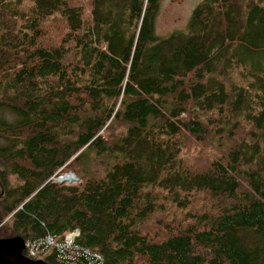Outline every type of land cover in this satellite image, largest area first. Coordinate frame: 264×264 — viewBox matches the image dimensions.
<instances>
[{"label": "trees", "instance_id": "16d2710c", "mask_svg": "<svg viewBox=\"0 0 264 264\" xmlns=\"http://www.w3.org/2000/svg\"><path fill=\"white\" fill-rule=\"evenodd\" d=\"M159 4L0 0V237L78 230L51 264H264V0L166 36Z\"/></svg>", "mask_w": 264, "mask_h": 264}, {"label": "rangeland", "instance_id": "374dc122", "mask_svg": "<svg viewBox=\"0 0 264 264\" xmlns=\"http://www.w3.org/2000/svg\"><path fill=\"white\" fill-rule=\"evenodd\" d=\"M202 1L203 0H160L159 11L155 20L156 33L160 36H166L174 31H186L192 12ZM66 174L69 173H63L60 176ZM75 181H80L78 176ZM69 245H72V243Z\"/></svg>", "mask_w": 264, "mask_h": 264}, {"label": "built area", "instance_id": "2783aa9c", "mask_svg": "<svg viewBox=\"0 0 264 264\" xmlns=\"http://www.w3.org/2000/svg\"><path fill=\"white\" fill-rule=\"evenodd\" d=\"M55 180L58 182H67L68 184L76 183L77 176L75 173L70 172L64 176H53ZM79 231H74L66 235L65 240L59 242L56 240L53 235L49 234L45 237L35 238L34 240L26 241V249L25 255L31 259H40L42 258V253H44L45 249L48 250L49 247L56 246L59 249V256L68 257V254L62 253L64 250H70L73 247L74 238L78 235ZM72 245H69L71 244ZM46 252V251H45Z\"/></svg>", "mask_w": 264, "mask_h": 264}, {"label": "water", "instance_id": "95a60500", "mask_svg": "<svg viewBox=\"0 0 264 264\" xmlns=\"http://www.w3.org/2000/svg\"><path fill=\"white\" fill-rule=\"evenodd\" d=\"M26 240L21 235L0 237V264H51L25 255Z\"/></svg>", "mask_w": 264, "mask_h": 264}]
</instances>
